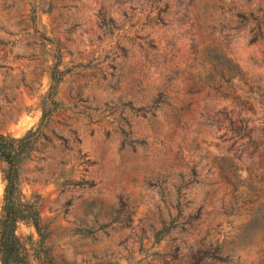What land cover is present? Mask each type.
I'll return each mask as SVG.
<instances>
[{
    "label": "rangeland",
    "instance_id": "374dc122",
    "mask_svg": "<svg viewBox=\"0 0 264 264\" xmlns=\"http://www.w3.org/2000/svg\"><path fill=\"white\" fill-rule=\"evenodd\" d=\"M59 54L22 168L55 263L264 264V0H0V133L38 126Z\"/></svg>",
    "mask_w": 264,
    "mask_h": 264
},
{
    "label": "trees",
    "instance_id": "16d2710c",
    "mask_svg": "<svg viewBox=\"0 0 264 264\" xmlns=\"http://www.w3.org/2000/svg\"><path fill=\"white\" fill-rule=\"evenodd\" d=\"M63 55L59 54L57 62L49 69L50 87L42 97V118L37 127L27 131L21 137L0 133V163L2 164V178L5 184L1 213H0V264H56L46 246L47 233L39 207V195L29 197L23 192L22 168L33 153L37 152L40 140L44 136L50 116L59 109L60 102L56 100L59 87L67 75L66 69L60 70ZM229 80L236 76L233 69L227 70ZM152 100L153 106L171 101V91L167 87L159 88ZM195 220L191 215L187 225ZM21 224L32 227L37 240L32 236L24 238L18 234ZM168 234V228L155 235V244H159ZM218 247L215 251L220 253ZM195 264H198L196 261Z\"/></svg>",
    "mask_w": 264,
    "mask_h": 264
}]
</instances>
